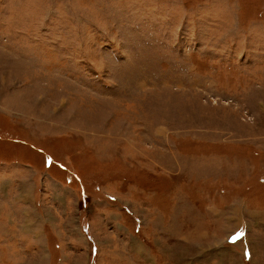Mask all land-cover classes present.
Returning a JSON list of instances; mask_svg holds the SVG:
<instances>
[{"label":"rangeland","instance_id":"374dc122","mask_svg":"<svg viewBox=\"0 0 264 264\" xmlns=\"http://www.w3.org/2000/svg\"><path fill=\"white\" fill-rule=\"evenodd\" d=\"M0 264H264V0H0Z\"/></svg>","mask_w":264,"mask_h":264}]
</instances>
